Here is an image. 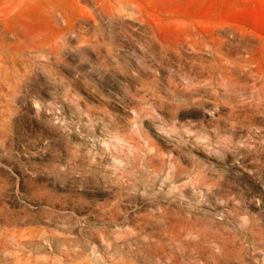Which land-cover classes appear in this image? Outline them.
I'll use <instances>...</instances> for the list:
<instances>
[{
    "label": "rangeland",
    "instance_id": "374dc122",
    "mask_svg": "<svg viewBox=\"0 0 264 264\" xmlns=\"http://www.w3.org/2000/svg\"><path fill=\"white\" fill-rule=\"evenodd\" d=\"M0 264H264V0H0Z\"/></svg>",
    "mask_w": 264,
    "mask_h": 264
}]
</instances>
